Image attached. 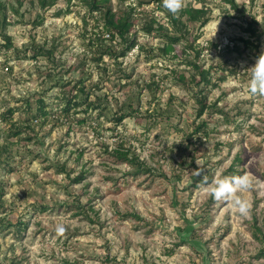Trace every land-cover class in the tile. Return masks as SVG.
<instances>
[{
    "label": "rangeland",
    "instance_id": "rangeland-1",
    "mask_svg": "<svg viewBox=\"0 0 264 264\" xmlns=\"http://www.w3.org/2000/svg\"><path fill=\"white\" fill-rule=\"evenodd\" d=\"M112 1L118 13L135 8L138 44L120 64L105 56V70L90 59L80 70L75 66L85 54L87 39L104 26L84 0H56L45 8L40 0H0L11 22L0 31L10 34L22 50L20 56L14 48L7 50L0 34V144L9 142L13 149L9 158L0 154L6 203L0 206L5 219L0 264H264L263 241L255 237L253 225L264 233V97L247 92V70L258 57L228 54L226 48L236 37L247 36L244 19L224 9L223 0H207L213 10L197 40L204 47L199 62L208 67L228 57L236 73L209 91V101L229 111L231 121L217 112L206 115L209 134H195L199 120L194 99L172 82L171 69H188L178 65L180 46H166V56L151 60L146 53L160 39L142 30L141 15L166 22V12L156 0ZM185 2L200 5L197 0ZM237 2L246 5L245 18L264 17V0ZM39 16L42 24H36ZM31 41L56 45L57 60L70 72H61L43 57L26 58L23 50ZM154 76L161 84L155 98L146 86ZM81 77L88 89L101 81L96 93L111 101L107 115L98 117L94 110L85 124L62 116L56 100L58 80L71 81L66 88L76 94L73 87ZM39 97L57 119L36 126L44 142L29 139L31 131L8 137L10 123L1 117L5 109L18 108L13 119L19 120L24 100L36 105ZM122 103L127 111L132 103L134 114L116 124L114 113ZM113 151L136 153L152 170L138 172ZM196 161L203 162L199 176L193 173L199 167ZM65 162L67 171H59ZM231 165L239 169L236 175L248 173L253 180L252 190L244 194L252 204L248 217L200 187L205 175L209 181L217 174L232 176ZM81 171L84 178L72 182ZM19 220L28 224L25 229L17 225ZM58 224L67 229L63 236L56 235Z\"/></svg>",
    "mask_w": 264,
    "mask_h": 264
},
{
    "label": "trees",
    "instance_id": "trees-1",
    "mask_svg": "<svg viewBox=\"0 0 264 264\" xmlns=\"http://www.w3.org/2000/svg\"><path fill=\"white\" fill-rule=\"evenodd\" d=\"M161 8L164 10L167 21L162 22L155 16H149L148 14L141 15L142 19V30L148 34H154L159 37L160 43L155 47H149L146 51L147 57L151 60L153 57H163L166 56V46L178 45L181 49L180 63L178 65L185 64L188 69L181 70L179 68L171 69L172 72V82L180 85L188 92L190 97L194 99V114L195 119L199 120L194 126L193 133L198 134H209V129L207 125L206 115H211L213 113H221L224 115L227 121L230 120V112L224 107L218 106L216 102L209 101V91L213 88L219 87L221 82L225 81L230 73H236L233 67L229 64L227 59L223 63L214 65L211 64L205 67L203 63L199 62V58L203 53L204 47H201L197 40L200 38V30L206 26L212 16L211 6L207 4V0H197L200 5L189 3L186 7L179 13L178 16H173L166 9L163 8L162 0H156ZM226 4V10L235 11L237 16L244 19L243 31L247 36L236 37V42L232 45L229 43L227 48V53L238 52L239 54L243 52H248L254 56L259 57L262 53L261 45L264 39V17L258 19L256 15L252 16L250 19L245 18L247 12L246 5L240 4L237 0H223ZM41 7H47L56 2V0H40ZM86 7L88 8L90 14H97L103 21V29L95 31L87 39L86 50L83 58L79 59L76 68L83 70L88 60H92L96 63V66L102 70L107 68V63L104 61L105 56L113 58L115 62L120 64L119 59L128 55V53L137 46V33L133 32L135 21L137 20L135 15V8L128 10H122L120 13L114 11L112 0H84ZM264 8V7H263ZM0 28H6L11 22L8 20V15L6 13L7 7L5 4L0 2ZM36 24H42L43 17L39 16ZM3 36L4 44L3 46L10 50L11 48L16 49L17 56H20L22 52L21 49L16 48L14 42H12V37L10 34L6 33L4 30L0 31ZM167 44V45H166ZM56 45L48 43H36L31 41L23 52L26 58H32L38 60L43 57L46 58L51 64H55L54 68L59 67L61 72L69 73L70 70L62 63V61L57 60L55 55ZM29 52L31 54H29ZM105 63V64H104ZM221 70V71H220ZM53 72V71H52ZM55 73V72H54ZM52 73V74H54ZM248 74V73H247ZM85 78L81 77L76 80L74 89L77 91L73 94L72 91L67 89V85L71 81H64L60 79L56 82L60 86V95L57 97L58 109L65 116L67 120L74 118L79 124H85L88 118L92 115L94 110H97L98 117L102 115H107V110L111 106V101L108 99V95L105 93L97 94L96 90L101 89V81L94 82L91 89H88L85 83ZM139 85V82L136 81ZM150 91L153 94V98L156 97L157 91L161 84L154 76L149 82L146 83ZM92 94L95 97L92 98ZM170 101H174L175 97H169ZM30 98H26L24 117L19 120L13 119V114L18 111L16 107H9L1 115L2 120H7L10 123L9 126V136H20L25 131H31V136L29 139L37 142L38 144L43 143L44 140L39 138L35 132V128L38 124L43 125L47 118H54V111L48 108V105L42 97L36 99V105L30 101ZM125 104L119 105V108L114 113V120L116 124H122L124 119L128 116L134 114V109H132V103H129L130 111L125 110ZM132 109V110H131ZM136 110V109H135ZM82 112V117H77V114ZM137 113V111H135ZM149 116L152 113H148ZM158 114V113H157ZM156 115V114H155ZM158 117H156L157 119ZM11 143L5 142L0 144V154L9 158L13 156V149L10 145ZM108 150V149H107ZM109 151V150H108ZM111 152V151H110ZM115 158L123 161H127L137 168L138 172L148 171L152 169L148 167L143 160L138 157L135 153L131 155L130 153H125L119 151L112 152ZM59 171H67L66 162L60 166ZM230 170L232 175H236L239 169H236L234 165H231ZM70 177L71 172H67ZM85 173L83 171L77 173L71 178L72 182H79L84 178ZM5 191L3 184L0 182V206L5 205L4 201ZM70 204V202H68ZM82 205V204H81ZM84 205L80 206V210L84 211ZM5 208V207H4ZM6 208L4 212H6ZM4 217L0 216V227L4 226ZM17 225L20 229H25L28 225L22 220H19ZM254 225V235L258 239L262 240L263 248L260 254L264 256V233L257 224ZM8 226H12L9 223Z\"/></svg>",
    "mask_w": 264,
    "mask_h": 264
},
{
    "label": "clouds",
    "instance_id": "clouds-1",
    "mask_svg": "<svg viewBox=\"0 0 264 264\" xmlns=\"http://www.w3.org/2000/svg\"><path fill=\"white\" fill-rule=\"evenodd\" d=\"M162 4L163 8L173 16H178L186 7L185 0H162ZM247 71L250 72V79L247 83L248 94L253 97H264V53L259 55L255 65ZM196 163L199 167L193 173L199 176L203 171V162L196 161ZM200 187L202 191L210 195L215 201L227 204L233 212L241 217L250 215L252 204L244 195L253 188V180L248 173L223 177L217 174L211 181L205 175ZM66 231L67 229L63 224L56 226L55 232L57 236H63Z\"/></svg>",
    "mask_w": 264,
    "mask_h": 264
}]
</instances>
